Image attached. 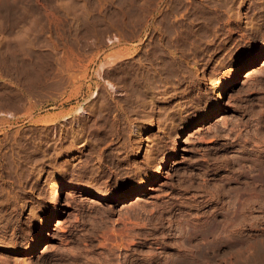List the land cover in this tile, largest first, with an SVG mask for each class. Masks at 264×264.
Masks as SVG:
<instances>
[{
	"label": "rangeland",
	"instance_id": "1",
	"mask_svg": "<svg viewBox=\"0 0 264 264\" xmlns=\"http://www.w3.org/2000/svg\"><path fill=\"white\" fill-rule=\"evenodd\" d=\"M0 243V264H264V0H0Z\"/></svg>",
	"mask_w": 264,
	"mask_h": 264
},
{
	"label": "bare ground",
	"instance_id": "2",
	"mask_svg": "<svg viewBox=\"0 0 264 264\" xmlns=\"http://www.w3.org/2000/svg\"><path fill=\"white\" fill-rule=\"evenodd\" d=\"M163 52V51H162ZM130 53H133L132 51L130 52L129 51V54ZM123 54V53H122ZM253 65L251 66V64H247L246 66H244L243 68H242V70H240L237 74H235V76L232 78V79H230V81H232V82H236L239 78H240V76H243V75H245L246 73H247V70L249 71V69H251V68H254L255 66H257L259 63H260V61H259V59H256V60H254L253 62ZM103 65V64H102ZM141 66V65H140ZM165 71V70H164ZM165 75V74H164ZM165 77V76H164ZM98 83H100V82H98ZM127 83V82H126ZM107 85H109V87H111L112 89H113V85L111 84V83H109V82H107ZM126 85V84H125ZM128 85H129V87L131 86L132 88L131 89H133V87L135 88V86H137V88L139 87V86H144L143 84L142 85H140V83L139 82H137L136 81V79H134V77H133V79H132V81H128ZM127 85V86H128ZM158 86V85H157ZM99 87H102V86H99ZM229 87V85L228 84H226V85H224V86H222L218 91H219V93H218V98H220L221 97V95L226 91V89ZM141 88V87H140ZM143 88V87H142ZM146 88H148V87H146ZM136 89V88H135ZM144 89V88H143ZM149 89V88H148ZM170 89V88H169ZM103 90L105 91V92H107V93H109V90H108V88L106 87V86H103ZM138 90H141V89H139L138 88ZM124 91H125V89H124ZM133 91V90H132ZM134 92H136V91H134ZM139 92H142L143 94L144 93H146V92H148V90H141V91H139ZM129 93V92H128ZM132 93V92H131ZM133 94V93H132ZM135 94V93H134ZM133 94V95H134ZM172 94V93H171ZM103 95H105V94H103ZM110 95H112V93L110 94ZM125 95V94H124ZM127 95V94H126ZM125 95V96H126ZM129 95V94H128ZM132 95V97H134V96H136V95H134L133 96ZM108 97V96H107ZM113 97V96H112ZM98 98V97H97ZM127 98V97H126ZM130 96L128 97V100H130V102H132L133 103V100H131L132 98H130ZM147 99V98H146ZM141 100V99H140ZM135 103V102H134ZM143 103V102H142ZM154 104V103H153ZM90 105V104H89ZM132 105V104H131ZM130 105V106H131ZM141 105V104H140ZM145 105V104H144ZM109 106V105H108ZM107 106V107H108ZM90 107H92V106H90ZM155 107V106H154ZM160 107V106H159ZM93 108V107H92ZM81 111V110H80ZM101 111V110H100ZM8 116H11V114H8ZM107 119V118H106ZM114 127V126H113ZM110 129V128H109ZM108 129V130H109ZM119 133V132H118ZM117 132L114 134V138L113 139H115L116 141L119 139V134H118ZM116 141H113L112 142V140H111V142L112 143H115ZM159 174L157 173V176H158ZM140 187H141V185L139 186V189H140ZM63 189H65V187H60V186H56L55 188H54V190H53V198H54V201H55V205H57V206H59V198L61 197V195H62V191H63ZM67 189V188H66ZM136 191V190H135ZM135 191L134 190H129L128 192H126L125 194H123L121 197H120V200L121 201H127V200H129L130 199V197H132L133 195H134V193H135ZM139 191V190H138ZM92 194H94V195H97L98 197H106L107 196V193L104 191V190H98V191H94V192H92ZM48 224H49V222L48 223H46V227L48 226ZM48 239H50V235H49V232L48 231H45L43 234H42V236H39V237H36L35 239H34V241H33V244H32V246H31V248L28 250V252L29 253H35V252H37L39 249H40V247H41V243L42 242H45V241H48ZM0 248H2V249H10V251H15V249L14 248H7L6 247V245H4V244H2V243H0Z\"/></svg>",
	"mask_w": 264,
	"mask_h": 264
}]
</instances>
